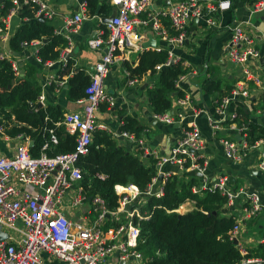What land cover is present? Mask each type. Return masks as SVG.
<instances>
[{
	"label": "built area",
	"instance_id": "1",
	"mask_svg": "<svg viewBox=\"0 0 264 264\" xmlns=\"http://www.w3.org/2000/svg\"><path fill=\"white\" fill-rule=\"evenodd\" d=\"M156 0H110L116 10V16L111 22L105 23V31L90 39L91 49L104 50L101 61L88 72L90 83L85 91V97L78 103L82 109L67 113L56 126H63L67 133L75 137V149L69 153L49 156L47 151L59 140L54 129L49 130V139L41 148L40 155L33 157L30 153V137L18 134L14 140L19 142L13 157L0 152V225L3 232L9 234L8 239L0 241V264H147V259L139 251L140 222L147 220L149 215L142 214L141 208L146 205L150 197L161 198L162 189H155L160 174H163L161 186L172 178L185 177L186 181L196 177L197 183L192 192L197 195L203 193H219L226 198L227 214L236 218L231 231V239L237 240L243 259L238 264H264L262 257L247 258L249 252L241 244L242 223L244 220L254 219L264 213V194L251 184L230 182L231 176L222 174L215 178L209 176L210 164L205 155L206 142L198 126L189 122V109L199 113L189 104L185 97H175L177 113L171 110L163 115L155 114L154 119L168 125L183 126V135L172 148L169 155L151 152L155 162L157 175L145 191L135 185H116L114 190L118 196V207L108 209L105 200L96 195L91 197V204L98 217L88 219L91 212L78 213L89 197L80 186L83 181V171L78 166L80 159L90 153L95 133L105 129L97 122V112L102 106L112 109L117 99L104 86L110 66L122 60L124 54L142 52L143 42L149 32L155 37L173 46H183L188 39L190 23L193 19L205 17L204 10L197 0H181L166 12H156L151 15V6ZM12 13H18L23 6L35 5L37 18L52 21L57 13L41 0H12ZM84 4V3H83ZM225 4L211 6L209 10L216 11ZM2 5H0V10ZM228 8V7H226ZM264 11V0H257L251 14ZM148 12V13H147ZM147 13V17L142 15ZM162 18L170 22L173 34L162 25ZM3 19V24L6 23ZM83 16L75 15L64 19L63 27L58 34H62L67 41L61 50L60 60L68 64L74 49L73 35L82 25ZM208 28L220 29L212 18L206 19ZM231 39L227 54L230 61L240 69V79L230 94L223 96L216 108L217 115L210 116L209 122L213 133L217 135L224 124L230 130L243 134L245 140L238 143L234 139L219 138L225 157L234 164L242 163L251 151H261L257 170L264 175V136L250 144L247 140V127L237 125L239 115L233 107L246 106L251 112L255 96L248 86L252 82L261 88L264 94V83L249 67L252 60L264 65V35L255 36L246 30L244 23H234L229 26ZM4 27L0 28V36L6 39ZM23 47L38 48L41 41L24 42ZM0 59L8 60L0 54ZM40 63L47 67L54 65L53 61ZM180 62L172 51L168 53V60L155 67L160 72L163 67H169ZM130 86L138 81L131 77L129 70L125 71ZM186 75L180 76L176 88ZM58 90L67 84L65 79L55 81ZM153 85H151V88ZM46 96L42 93L37 104L45 106ZM172 109V108H171ZM7 127L0 124V139L9 145L13 139L6 133ZM122 137L133 139L128 132L121 133ZM143 146V141H139ZM174 168V170L170 169ZM104 178V177H102ZM177 212V211H176ZM79 214V216H78ZM75 218V221L73 219ZM108 222L118 223L105 227ZM264 247V237L259 240Z\"/></svg>",
	"mask_w": 264,
	"mask_h": 264
},
{
	"label": "crops",
	"instance_id": "2",
	"mask_svg": "<svg viewBox=\"0 0 264 264\" xmlns=\"http://www.w3.org/2000/svg\"><path fill=\"white\" fill-rule=\"evenodd\" d=\"M41 1L47 3L51 9L56 11V17L50 22L55 26L57 32L62 29L66 17H73L77 14L83 16V22L79 31L73 35L75 49L68 64L62 63L60 57L56 60H51L54 62L52 67H47L43 65V63H40L37 59L40 58L37 53L42 45L38 48L23 47L21 51L17 52L11 50L9 47V39L18 31L21 25L28 22V20L19 17L20 11L18 13H12V9L5 17L0 14L1 23H3V19H7L4 24L3 32L7 37L6 39L0 38V54L5 55L8 61L13 65L16 76L19 77L17 84L27 80H38L42 88L41 94H45L47 104L51 103L54 106L60 107L64 115L80 111L82 106L78 102L81 99L76 102L70 101L67 96V86L65 85L63 89L58 90L56 89L57 85L55 83L50 84V80L51 78H54L55 81L65 79L68 82L76 73L88 76V72L101 61L104 54V50L91 49L88 45V41L105 31L104 20L111 17L113 13H117V10L111 6L110 0H99L100 4L106 2L110 6V13L107 17H92L87 13L86 0L84 4H81L80 0ZM180 1L181 0H156L149 11H151V15L156 12H166L173 4ZM197 1L204 10L205 17L201 18L198 22H194L195 19L191 21L188 39L183 46L169 45L168 43L163 42L160 38L155 37L152 31H148V34L143 32L144 35H146L143 44L149 41L150 36H153V38L157 40V45L155 48H144V50H154L157 52L167 51L168 53L169 51H172L176 58H178L180 62L183 61V65L190 69L189 74L185 76L184 80H182L181 83L179 82V90L184 93L183 97L188 98L189 104L199 113V115L195 117V113L192 111V108H190L188 111L190 115L188 121L194 122L198 126L202 138L207 144L205 155L208 157L210 164L209 176L213 179L219 175L228 174L231 177H235V180L237 178L236 183L251 184L264 194V175H262L256 168L258 162L257 158L261 151H251L246 159L240 164L232 163L225 157L219 143V138L234 139L240 143L245 140V137L237 131L230 130L228 124H224L220 132L215 135L209 122L210 116L215 117L217 115L216 108L219 100L223 96L230 94L231 90L240 79L239 67L235 66L230 61L227 54L232 34L229 26L241 22L245 24L246 30L250 34L255 36L264 35V11L254 15L251 14L253 6L257 0ZM219 4L225 5L223 8L216 11L209 10L211 6H218ZM31 6L36 7L35 5ZM147 13H144L142 17L146 18ZM208 18H212L220 24V29L208 28L206 24V19ZM161 22L162 25L173 34L169 20L167 18H162ZM0 37H2V35ZM159 39L161 40V44L159 43ZM142 52H130L124 54L122 60L115 61L110 66L104 86L107 91L117 99V104L112 109H108L105 105L102 106L97 112V122L105 128L98 131L108 132L117 140L119 146H123L131 153L138 155L143 165L149 167L151 165V160H153L151 152L155 151L160 153V155H169L177 140L183 135V126H171L154 119L155 114L151 112L149 98L147 96V87L151 88L152 84L150 73L140 79L136 78L138 79V82L135 85L130 86L128 84L129 79L126 77L125 71L128 70L127 67L129 65L133 68L138 66L140 54ZM249 67L260 78L261 82L264 83V65L257 60H252ZM233 69H235V71H233ZM211 76H214V79L219 78L222 80L223 87H227V89L223 90L224 94L209 95L203 91L202 86L205 79L210 78ZM14 84H16V81ZM52 86L53 90L51 89ZM248 87L253 90L255 94V96L251 98L253 106L251 112L249 111V108L244 105H235V107H233V110H236L239 115L237 125L240 126V121H249L248 124L254 123L264 129V94L262 93L261 88L252 82ZM175 100L176 98L174 97L171 111L177 113L179 108L174 106ZM120 112H123V116L120 115ZM127 116L136 118L140 122V125L143 126L144 130L140 138L129 133L133 135V139L122 137L123 139L121 140L118 131H121L120 128L123 125L122 118ZM56 127L60 128L63 126L57 125ZM121 132L124 133L123 131ZM29 137L31 153V149L35 143L31 136ZM140 140L143 141L142 147L139 143ZM18 145L19 142L13 139L9 142V145L6 146L3 140L0 139V152L8 157H13ZM170 169L174 170V168ZM97 177L99 179H105L102 178L104 176L97 175ZM180 179L181 180L179 181L184 183L191 181H186L185 177ZM233 183H235V181ZM80 186L88 196L82 183ZM160 187L163 188L161 185ZM91 197H89V202L87 203H91ZM187 209H196V202L187 200L186 203L175 212L180 214L183 210L184 212L182 214H184ZM81 211L91 212L90 214H92V210H88V208H81L78 210V213H81ZM221 211L222 214L231 216L227 214L225 207L222 208ZM86 216L90 219L88 215ZM117 224L118 223L115 222H108L105 227L115 226ZM262 237H264V213L257 218L243 221L241 244L248 252L258 251L260 247L258 242ZM144 257L149 261L145 255ZM52 264L61 263L53 262Z\"/></svg>",
	"mask_w": 264,
	"mask_h": 264
},
{
	"label": "trees",
	"instance_id": "3",
	"mask_svg": "<svg viewBox=\"0 0 264 264\" xmlns=\"http://www.w3.org/2000/svg\"><path fill=\"white\" fill-rule=\"evenodd\" d=\"M86 7L87 13L92 17H107L110 13V6L106 2L100 4L99 0H86ZM11 9L12 1L5 0L0 14L5 17ZM36 11L37 7L23 6L19 17L28 22L21 25L9 39V47L17 52L22 50L24 42L38 40L42 42V46L37 55L42 61L56 60L67 41L62 34L56 32L50 21L39 20ZM2 27L4 24L0 22V28ZM167 60V51L144 50L140 54L138 66L127 67L132 78L140 79L150 73L153 87H147V96L153 114L163 115L169 112L173 98L184 96L176 88V82L180 76L189 74L190 69L181 61L156 72L155 67ZM18 81L19 77L11 62L0 59V124L7 127V134L12 138L21 133L31 136L35 143L31 155L38 157L49 138V130L54 129L59 142L47 154L56 156L74 151L75 137L63 127H56L64 116L60 107L46 103L45 107L39 108L37 100L42 88L38 80L17 84ZM89 83L87 75L76 73L72 76L66 84L68 99L73 102L83 99ZM202 88L209 95H222L223 90L227 89L223 87L222 80L214 79V76L205 79ZM51 89L53 90V86ZM122 113L120 112L121 116ZM122 119L121 131L132 133L137 138L142 136L144 128L136 118L127 116ZM248 123L249 121H240V125L247 127L248 142L254 144L264 136V129L257 124ZM78 166L83 171L82 184L88 196L100 195L110 210H115L119 205L115 185L134 184L145 191L157 175L153 160L149 167L143 165L138 155L119 146L117 140L105 131L95 133L90 153L80 159ZM97 175L104 176L105 179H99ZM196 183L194 176L187 183L176 177L169 179L163 186L164 195L161 198L150 197L141 208L142 214L149 215V218L140 222L138 248L149 259L147 264H238L243 259L231 239L236 218L226 216L221 211L226 205V198L219 193L194 194L192 187ZM187 200L195 201L196 209H187L184 214L176 213ZM263 255L264 247L260 246L258 251L249 252L247 258Z\"/></svg>",
	"mask_w": 264,
	"mask_h": 264
},
{
	"label": "water",
	"instance_id": "4",
	"mask_svg": "<svg viewBox=\"0 0 264 264\" xmlns=\"http://www.w3.org/2000/svg\"><path fill=\"white\" fill-rule=\"evenodd\" d=\"M4 1H5V0H0V5H2V4L4 3ZM84 2H85V0H80V3H81V4H83ZM115 16H116V13H113L111 17L106 18V19L104 20V23L111 22ZM39 20H43V19H42V18H39ZM198 21H199L198 19H195V20H194V22H198ZM156 45H157V40L154 39L153 36H150V37H149V41H148V42H145V43L143 44V47H144L145 49H147V48H155ZM14 82H15V81H14ZM14 82H13V83H14ZM39 108H43V106H42V105H39ZM121 133H122V132L119 130V131H118V134L121 135ZM238 138H239V137H238ZM122 139H123V138H122V136H121V140H122ZM32 145H33V144H32ZM162 180H163V174H160V175L158 176L157 181H156L155 189H158V188L160 187V185H161V183H162ZM234 181H235V177H231V178H230V182L233 183ZM90 199H91V198H90ZM214 214H216V212H214ZM73 221H75V218L73 219ZM8 237H9V234L6 233V232H3V230H2V226L0 225V241H4V240L8 239ZM234 244H235V245H238V241H237V240H234Z\"/></svg>",
	"mask_w": 264,
	"mask_h": 264
},
{
	"label": "rangeland",
	"instance_id": "5",
	"mask_svg": "<svg viewBox=\"0 0 264 264\" xmlns=\"http://www.w3.org/2000/svg\"><path fill=\"white\" fill-rule=\"evenodd\" d=\"M159 43L161 44L160 39H159ZM233 71H235V69H233ZM183 207H186V206H183ZM85 208L86 209L88 208V210L89 209L92 210V214H89L88 216L91 220H96L98 217V214H97V212L94 211L93 205L91 203H85L84 206L82 207V209H85ZM183 212L184 211L182 210L180 214H182Z\"/></svg>",
	"mask_w": 264,
	"mask_h": 264
}]
</instances>
